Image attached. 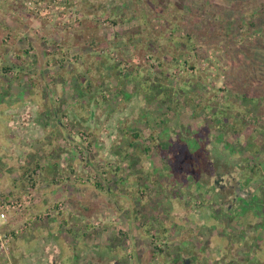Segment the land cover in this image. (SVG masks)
Masks as SVG:
<instances>
[{
  "label": "rangeland",
  "instance_id": "1",
  "mask_svg": "<svg viewBox=\"0 0 264 264\" xmlns=\"http://www.w3.org/2000/svg\"><path fill=\"white\" fill-rule=\"evenodd\" d=\"M261 9L264 0H0V133L10 134L8 104H19L10 99L11 78L33 104L31 118L57 113L42 132L29 122L32 136L20 120L22 134L9 144L0 135V158L13 157L24 194L34 195L16 213L35 200L28 163L40 164L32 165L35 182L48 178L44 161L66 148L80 168L57 172L64 187L28 226L0 227L11 235L0 264H26L21 251L35 245L36 224L54 211L66 218L56 229L62 262L73 251L67 237L75 248L89 246L67 218L69 204L95 206L86 218L90 246L110 234L123 264L194 256V264H264V95L248 98L264 80V23L231 31L236 20H258ZM243 45L256 59L237 50ZM259 109L261 128L246 145L238 124L256 125ZM8 178H0V204ZM110 183L125 196L108 191ZM82 259L73 264L89 260Z\"/></svg>",
  "mask_w": 264,
  "mask_h": 264
},
{
  "label": "crops",
  "instance_id": "2",
  "mask_svg": "<svg viewBox=\"0 0 264 264\" xmlns=\"http://www.w3.org/2000/svg\"><path fill=\"white\" fill-rule=\"evenodd\" d=\"M4 53V52H3ZM7 55V54H5ZM6 76L8 74H10L11 72L8 71L7 73L5 72V70H2ZM11 80V84H9L8 88L11 91V98L12 101L14 103L19 102V104L15 105H9V107L5 110V112H8L10 114V122H7V127L10 131V134L8 133H4L1 134V136L5 137H10L11 134H19L18 132L21 133V126L19 125V120L21 121L22 125H23V132L22 133H26V131L30 130L28 135L32 136V132L31 129L33 128L32 126L30 127V125H28V123L35 121V122H40V125H37V127L35 126L32 130H38L39 132H42V129H46V127L48 126V124L50 122H53V124L55 123L54 121H56L57 116H55V114L57 113H53V115H48L46 116L44 119L43 118H31V108L30 106L33 104H27L26 97H22L20 96V92L19 95L16 91V87L19 86L21 87L22 84H16V82ZM23 83V82H22ZM80 95V96H79ZM82 92L79 90V93L76 97V100L78 101V106L81 105L80 100L82 98ZM75 101V100H74ZM35 104L36 102L33 101ZM29 108V110L27 109ZM30 113V114H29ZM28 116V117H26ZM56 118H55V117ZM13 117V119H12ZM19 117V119H18ZM22 119H21V118ZM29 119V120H28ZM50 121V122H49ZM61 121V120H60ZM57 122V121H56ZM51 124V125H53ZM42 125V126H41ZM56 125V124H55ZM54 126V125H53ZM56 127V126H55ZM53 129H55L53 127ZM21 133V134H22ZM23 134V135H24ZM22 135V136H23ZM24 140L29 139L28 137L23 136ZM13 141L11 138H9V142ZM4 146V145H3ZM66 147L69 149L70 145H66ZM6 147H4L5 149ZM58 151L60 150V154H57L54 158L51 159H46L44 161V166H46L48 168V170H46L44 167L40 166L38 167L39 170H46L45 174L47 175L48 178H44L43 179H37V181L35 182L36 178L33 174V168L32 165L34 166L36 163L32 164V162L28 163L29 168L27 169V167H23L25 168L24 170H29V174H26L25 172V177H28L31 181V183L34 185H36V193H35V200H34V204L32 205V207L29 209V211L27 210V212H22V213H16V212H11L8 213V221L6 222L7 226L9 228H12L13 230H18V228H20V223H26V226H28V224L30 223V221L33 219H31V215L32 213H37L39 211H43V210H47L49 209L48 207L50 206L51 202L54 199V195H56V192H58V188L60 189L61 187H64V184H59L57 181V172L60 170H70L71 173L75 170H80L79 167L75 168L74 163H72L71 161V156L69 155V153H67L65 150L66 148H59L57 149ZM20 150H17L16 152H18L19 154H22L21 152H19ZM39 151V150H38ZM114 154L120 152V150L117 149H113L111 150ZM41 153V154H40ZM26 154L25 157H27ZM40 155H42V151L40 150L35 157L39 158ZM4 157L0 158V178H2L3 176H9V181L10 183H12V187H8V189L6 190L7 192L5 193L6 197L4 199H9V198H18L20 196H22L25 192V185L20 182L21 179L18 176H21V174H17L16 171H14V167L10 166L8 163V160L12 161L13 157H9L8 160H6V162L4 161ZM34 162V161H33ZM24 165V164H23ZM36 165H40L39 163ZM25 166V165H24ZM135 166V165H133ZM20 169V168H19ZM42 174V173H41ZM128 174L129 171L126 173L124 172L123 174V179H125L123 182L127 183V180H129L128 178ZM15 175V176H14ZM22 175L24 176V172L22 173ZM16 177V178H15ZM55 177V178H53ZM20 183V184H19ZM113 183H110L109 186H107L108 191L114 193V196H125V190L123 187H118V191L115 193L114 191L111 190V186ZM55 185H58L57 187H55ZM116 185V184H115ZM14 186V187H13ZM118 186V185H116ZM72 188H75V186H72ZM121 191V192H120ZM111 193V194H112ZM109 194V195H111ZM110 197V196H109ZM112 197V196H111ZM69 201V200H68ZM79 202L76 203V205H78ZM68 208L71 210V213L67 214V218L71 217L70 220H72V222L74 223V227L79 229V233L82 232V234L86 237V243L89 246H85V248L83 249L81 243H78V247L75 248V244L73 243V241L71 240V238L67 237L65 240L66 244L71 248V250L73 251H69L68 252V260L70 261H65L62 262L61 260V247L58 244V235H61L60 233H56V232H60L61 230L59 229V231L56 229L61 228V221H66V218H63V216H60L59 218V212L58 211H54L53 214L50 216V218H48L49 222H47L46 224L44 223L43 225H38V227H41L42 229L39 231L37 229L38 234H37V242L35 243V245H33L30 249L28 250H22L21 254L22 257H24V260L26 262V264H35L37 263V261H40V264H73V262H75V260L79 261L78 263H81L82 257H84L85 259H89L87 262H85V264H123V253H121L119 251V247L117 246V243L114 242H110L112 239H114L113 237H111L110 234L104 235V237H102V240H99V242L96 245V249L95 247H91L90 245H92L94 242H91L89 240H92L90 230L87 228L86 225V218L88 216L89 213L92 212H96L97 210L95 209V206L90 207L89 204H84L83 207H78V209L74 206V205H67ZM116 206V210H119L121 206L115 204ZM116 214H121L120 212L116 211ZM125 215V212H124ZM30 216V217H29ZM121 216H123L121 214ZM33 218V217H32ZM61 219V220H60ZM83 226V227H82ZM109 225H105L104 229L106 230V232H109ZM44 227V228H43ZM35 228H33L34 232L33 235H35ZM62 229V228H61ZM81 230V231H80ZM36 231V232H37ZM42 231V232H41ZM87 234H86V233ZM97 232V231H96ZM65 232H63V236L65 238ZM97 236V235H96ZM16 237V236H15ZM139 237L141 238V235H139ZM15 239V238H14ZM13 239V240H14ZM111 239V240H110ZM12 240V241H13ZM110 240V241H109ZM108 241V242H107ZM12 245V242H11ZM10 245V247H11ZM100 245V246H99ZM99 246V247H98ZM188 246H186V249ZM191 252H196L195 250H191ZM139 253L135 252V256L136 258L138 257ZM178 255V254H176ZM195 257V256H194ZM190 258L188 257V260H186L183 264H194L192 261L195 258ZM67 260V259H66ZM137 262L140 261L139 259H136ZM141 262V261H140ZM206 264V263H205Z\"/></svg>",
  "mask_w": 264,
  "mask_h": 264
},
{
  "label": "trees",
  "instance_id": "3",
  "mask_svg": "<svg viewBox=\"0 0 264 264\" xmlns=\"http://www.w3.org/2000/svg\"><path fill=\"white\" fill-rule=\"evenodd\" d=\"M134 1H137V0H134ZM262 11V16L260 17V18H258V20H255V21H253V20H249V21H246V20H243L244 22H241L242 20H236V26L234 25V28L233 29H231V31L232 32H236V31H239V29L241 28V27H243L244 25H246V27L248 28V29H251V28H253V27H257L258 25H260V23L262 24V23H264V9H261L260 10V12ZM239 33H241V32H239ZM199 35V34H198ZM202 35V37H203V34H200L199 36H201ZM198 37V36H197ZM202 37H199V38H202ZM255 40V39H254ZM243 41H246L245 39H243ZM232 46V45H231ZM244 50L245 52H246V54L250 57V58H252L253 60L254 59H256L255 58V53H252L251 52V50L246 46V47H244V45L243 46H240V47H237V50ZM238 55V54H237ZM239 56V55H238ZM238 61H239V59H237ZM6 68V67H5ZM260 84V86H258L259 88H257V91L256 92H254V93H252L251 94V96L250 97H248L250 100H253V99H255V98H258L257 96L260 94H262V95H264V80L262 81V82H260L259 83ZM240 87H241V85H240ZM241 91V90H240ZM242 96H245V97H247L246 96V94H243ZM238 98H240V97H238ZM238 98H237V100H238ZM262 112L260 111V109H259V112H258V117H257V124L256 125H253V126H247V124L244 122V121H241L242 122V124H238L239 125V129H240V132L242 133V136H243V139H245V141H244V143L246 144V145H252V142H253V140H255V135L259 132V129L261 128V123H262V120L261 121H259V118L261 117L260 116V114H261ZM239 114V111L238 112H236L235 113V118H236V116ZM263 123H264V121H263ZM245 125V126H244ZM260 125V126H259ZM250 127H252V128H250ZM249 128V129H248ZM263 128V127H262ZM241 145V144H240ZM121 153V152H120Z\"/></svg>",
  "mask_w": 264,
  "mask_h": 264
},
{
  "label": "built area",
  "instance_id": "4",
  "mask_svg": "<svg viewBox=\"0 0 264 264\" xmlns=\"http://www.w3.org/2000/svg\"><path fill=\"white\" fill-rule=\"evenodd\" d=\"M29 5L32 4V2H28ZM80 134V133H79ZM80 136V135H79ZM85 138V136H82ZM33 193L30 191H27L26 194L19 198H9L5 201H3L0 204V227L4 224H6L7 221V212H21L25 208L31 206V203L33 201ZM48 213V212H47ZM10 234H5L3 232H0V249L1 250H7L8 243L10 241Z\"/></svg>",
  "mask_w": 264,
  "mask_h": 264
}]
</instances>
